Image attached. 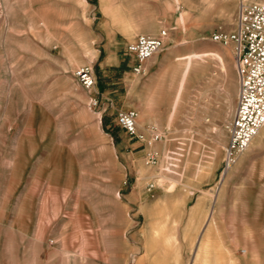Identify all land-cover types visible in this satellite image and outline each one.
Segmentation results:
<instances>
[{"label": "rangeland", "instance_id": "374dc122", "mask_svg": "<svg viewBox=\"0 0 264 264\" xmlns=\"http://www.w3.org/2000/svg\"><path fill=\"white\" fill-rule=\"evenodd\" d=\"M250 1L0 0V264H171L176 246L181 264H264V127L221 178L237 82L211 40ZM159 30L132 75L125 46ZM129 109L133 136L114 124Z\"/></svg>", "mask_w": 264, "mask_h": 264}, {"label": "built area", "instance_id": "2783aa9c", "mask_svg": "<svg viewBox=\"0 0 264 264\" xmlns=\"http://www.w3.org/2000/svg\"><path fill=\"white\" fill-rule=\"evenodd\" d=\"M166 33L159 30L156 36L138 35L128 43L124 52L133 58L130 73L145 74V64L164 47ZM211 40L226 45L233 44L232 63L237 82V93L230 122L226 127L227 140L222 149L220 176L225 174L264 125V3L240 2L235 17V27L230 33H214ZM73 78L91 94L89 106L99 107L95 92V78L91 67L74 70ZM137 113L121 111L114 124L128 136L135 135Z\"/></svg>", "mask_w": 264, "mask_h": 264}, {"label": "crops", "instance_id": "0c3cea01", "mask_svg": "<svg viewBox=\"0 0 264 264\" xmlns=\"http://www.w3.org/2000/svg\"><path fill=\"white\" fill-rule=\"evenodd\" d=\"M154 30H155V25L154 24H150V25L146 26V29H145L144 32L152 33ZM129 32L125 33V35H127V37H125L123 35L121 37V39L124 40V41H128L133 35L131 33V31H129ZM225 53H227V52L226 51H219V50H206V51H202L200 53H194V54L199 56V57H197L198 60H200L202 58L214 59L217 62V64H218L219 71L227 79V78H230L232 73L230 72L229 65L227 64V61L225 59ZM189 54L185 55L184 60L186 59L187 55H189ZM110 61H111V59H110ZM129 61H130L131 65L134 62L132 57L129 58ZM112 62L113 63H111V62L110 63H103V65H101L100 69L101 68L105 69L107 66H114V67L118 66V62L116 63L115 60H113ZM183 64H184V62H183ZM225 94H226V92H225ZM174 101H175V96H174V99H173V102H172V106H171V109H170V111H171L170 112V118L172 117V114H173V112L175 110V107H176V104H177V103L174 104ZM150 223L154 224L151 219H150ZM153 248H154V243H153L152 249L148 250L147 247H146L147 252L152 251ZM175 248H176V253H174V251L171 250V252H169L170 254H169L168 258L166 259V261L170 262L171 264H181L180 255H179V251H178V246H176ZM151 264H159V263L157 262V260H154Z\"/></svg>", "mask_w": 264, "mask_h": 264}, {"label": "bare ground", "instance_id": "6f19581e", "mask_svg": "<svg viewBox=\"0 0 264 264\" xmlns=\"http://www.w3.org/2000/svg\"><path fill=\"white\" fill-rule=\"evenodd\" d=\"M166 38H167V37H166ZM263 127H264V125L262 126V128H263ZM262 128H261V129H262ZM261 129H260V130H261ZM263 129H264V128H263ZM263 129H262V130H263ZM260 130H259L258 133L254 136V138L250 141V143H249V145L247 146L246 150L249 148V146L251 145V143H252L254 140H256L258 137H260V135H261V131H262V130H261V131H260ZM246 150H245V151H246ZM245 151H244V152H245ZM244 152H243V153H244ZM236 161H237V159L235 160L234 164L236 163ZM234 164H233V165H234ZM233 165H232V166H233ZM228 171H229V170H228ZM228 171H227L225 174H223V176H222L221 178H225L226 175L228 174ZM207 194H208V193H207ZM210 195L212 196L213 194L211 193ZM212 197H213V196H212ZM198 252H199V256H202V249H201V248L198 250ZM203 259H204V258H203ZM204 260H205V259H204ZM200 264H201V263H200Z\"/></svg>", "mask_w": 264, "mask_h": 264}]
</instances>
